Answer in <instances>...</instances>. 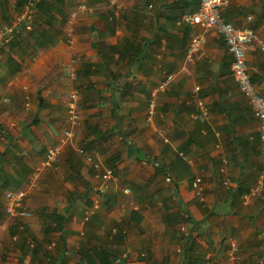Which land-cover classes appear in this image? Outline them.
<instances>
[{
  "label": "crops",
  "instance_id": "crops-1",
  "mask_svg": "<svg viewBox=\"0 0 264 264\" xmlns=\"http://www.w3.org/2000/svg\"><path fill=\"white\" fill-rule=\"evenodd\" d=\"M22 1L0 0V35L26 12ZM47 1L53 18L35 8L33 27L12 28L0 51V264H106L113 255L116 264H227L233 242L240 264H264L260 124L216 33L200 59L185 60L198 28L181 18L199 0H124L118 9L108 0ZM79 3L87 10L74 17ZM220 13L264 40V0H228ZM135 49L141 60L130 64ZM246 62L264 96L256 41ZM168 75L150 112L152 90ZM69 128L74 136L23 201L29 215L6 214L5 192L25 188ZM79 147L99 151V171ZM105 169L110 178H101Z\"/></svg>",
  "mask_w": 264,
  "mask_h": 264
},
{
  "label": "built area",
  "instance_id": "built-area-1",
  "mask_svg": "<svg viewBox=\"0 0 264 264\" xmlns=\"http://www.w3.org/2000/svg\"><path fill=\"white\" fill-rule=\"evenodd\" d=\"M38 0H25L26 12L18 17L16 24L24 20L26 27L31 28V15L32 9H35V4ZM124 0H108L110 6L118 9L122 6ZM228 3V0H199L198 8L194 11L187 12L182 15V21L188 25L197 27L198 30L191 36L189 43L185 51V60L188 62L200 59L203 56L204 48L207 43V35L210 32L216 33L218 36H222L227 44V50L232 55L231 60V74L241 92L247 97L249 103L253 108V112L260 124V141H261V160L264 162V96L257 90L251 75L248 71L246 62V52L249 49L251 43L256 41L260 49L264 50V40L259 38L251 25L245 24L242 26H235L232 22L225 21L221 17V10ZM87 10L85 3H79L75 10L72 11V16H76L78 13H83ZM31 13V14H30ZM12 28L7 29L0 35V45L6 43L12 37ZM71 42L72 39H67ZM171 76L168 75L166 79L156 85L152 90L151 99L149 101V111H152L154 107V99L159 92H163L166 89L167 84L170 81ZM197 89V88H196ZM78 95L77 89H72L68 93L67 103V120L71 126H75L79 119V107H78ZM205 113V108L202 107ZM197 116H194L196 118ZM74 136V131L69 128L63 131V139L61 143L57 145H51L46 147L45 154L40 164L37 165L28 180V185L25 188H18L8 190L4 194V210L5 213L10 216L29 215L22 211L23 201L28 195L30 189L36 186L37 180L43 169L50 167L56 160L61 150V144L69 138ZM78 153L83 156L84 160L91 164L96 171L100 170L101 161L99 159V151L91 150L87 151L84 148L79 147ZM112 176L111 169H105L101 174V178L107 179ZM166 180H170L169 176ZM200 177H196L193 181V187L200 190ZM184 229V227H182ZM227 264H240V256L238 253L237 245L233 242L227 249Z\"/></svg>",
  "mask_w": 264,
  "mask_h": 264
},
{
  "label": "trees",
  "instance_id": "trees-1",
  "mask_svg": "<svg viewBox=\"0 0 264 264\" xmlns=\"http://www.w3.org/2000/svg\"><path fill=\"white\" fill-rule=\"evenodd\" d=\"M24 4H25V0H23L21 3H19V5H22V6H24ZM34 8H38L40 13H42V15L46 16L48 19H52L53 18V15L51 13L52 6H50L49 1H47V0H38L36 2V4H35ZM31 26L33 27V23H31ZM25 27H26V22L24 20H22L18 24H16V26L13 29L14 30L24 29ZM11 34H12V37H13L14 34H15V31L12 32ZM219 37L223 40V42L225 43V46L227 48V44H226V41L224 40V38L222 36H219ZM11 38L6 43H3V44L0 45V51L3 50V47H5V45H8V46L11 45V43H12ZM124 49H126V47ZM125 55H126V53L123 50L119 51V57H118L117 62L119 60L123 59V57H125ZM5 59H6L7 65H8V67L10 69H13V71L18 69V63L16 62V60L13 59V57L11 56V53H9V52L6 53ZM231 59H232V55H231ZM139 60H141V55L135 49V51L130 54V56L128 58V61L131 64L133 61L134 62H138ZM251 78H252V76H251ZM130 149L133 150V147H130ZM96 255H97V253H96ZM116 258L117 257L113 255L111 257L110 256L106 257L104 261H105L106 264H116Z\"/></svg>",
  "mask_w": 264,
  "mask_h": 264
},
{
  "label": "rangeland",
  "instance_id": "rangeland-1",
  "mask_svg": "<svg viewBox=\"0 0 264 264\" xmlns=\"http://www.w3.org/2000/svg\"><path fill=\"white\" fill-rule=\"evenodd\" d=\"M32 11H33V13H34V9H32ZM33 13H32V15H31V19H32ZM30 14H31V13H30ZM42 159H43V158H42ZM42 159H41V160H42ZM41 160H39V162L37 163V165L40 164ZM54 163H55V162H54ZM54 163H53V164H54ZM53 164H52L51 166H53ZM37 165H36V166H37ZM51 166H50V167H51ZM34 168H35V167H34ZM48 168H49V167H48ZM46 169H47V168H45V169L42 170V172L40 173L39 177L42 175V173H45Z\"/></svg>",
  "mask_w": 264,
  "mask_h": 264
},
{
  "label": "water",
  "instance_id": "water-1",
  "mask_svg": "<svg viewBox=\"0 0 264 264\" xmlns=\"http://www.w3.org/2000/svg\"><path fill=\"white\" fill-rule=\"evenodd\" d=\"M40 91H38L37 93L39 94ZM116 100V99H115ZM42 104V96L39 94L38 95V105L40 106Z\"/></svg>",
  "mask_w": 264,
  "mask_h": 264
}]
</instances>
